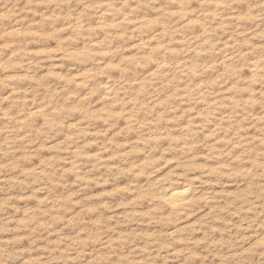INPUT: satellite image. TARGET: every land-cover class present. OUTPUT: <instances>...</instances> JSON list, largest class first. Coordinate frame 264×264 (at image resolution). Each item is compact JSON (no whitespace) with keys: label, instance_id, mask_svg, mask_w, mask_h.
Returning a JSON list of instances; mask_svg holds the SVG:
<instances>
[{"label":"rangeland","instance_id":"374dc122","mask_svg":"<svg viewBox=\"0 0 264 264\" xmlns=\"http://www.w3.org/2000/svg\"><path fill=\"white\" fill-rule=\"evenodd\" d=\"M0 264H264V0H0Z\"/></svg>","mask_w":264,"mask_h":264},{"label":"bare ground","instance_id":"6f19581e","mask_svg":"<svg viewBox=\"0 0 264 264\" xmlns=\"http://www.w3.org/2000/svg\"><path fill=\"white\" fill-rule=\"evenodd\" d=\"M171 195H173V197H175V196H180L181 194L178 192H172Z\"/></svg>","mask_w":264,"mask_h":264}]
</instances>
